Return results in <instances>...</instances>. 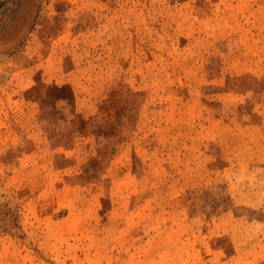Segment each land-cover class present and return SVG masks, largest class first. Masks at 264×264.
Segmentation results:
<instances>
[{
    "label": "rangeland",
    "instance_id": "obj_1",
    "mask_svg": "<svg viewBox=\"0 0 264 264\" xmlns=\"http://www.w3.org/2000/svg\"><path fill=\"white\" fill-rule=\"evenodd\" d=\"M0 264H264V0H0Z\"/></svg>",
    "mask_w": 264,
    "mask_h": 264
}]
</instances>
